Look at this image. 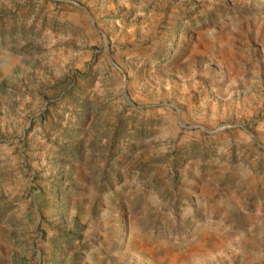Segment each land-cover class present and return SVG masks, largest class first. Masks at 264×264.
<instances>
[{"label": "rangeland", "instance_id": "obj_1", "mask_svg": "<svg viewBox=\"0 0 264 264\" xmlns=\"http://www.w3.org/2000/svg\"><path fill=\"white\" fill-rule=\"evenodd\" d=\"M0 264H264V0H0Z\"/></svg>", "mask_w": 264, "mask_h": 264}]
</instances>
